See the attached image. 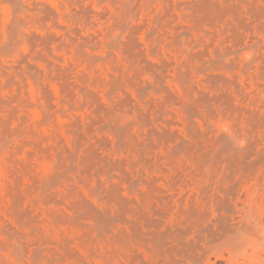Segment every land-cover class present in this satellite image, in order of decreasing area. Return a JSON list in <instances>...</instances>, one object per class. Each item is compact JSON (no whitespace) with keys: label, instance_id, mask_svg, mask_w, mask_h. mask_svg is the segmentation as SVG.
<instances>
[{"label":"rangeland","instance_id":"374dc122","mask_svg":"<svg viewBox=\"0 0 264 264\" xmlns=\"http://www.w3.org/2000/svg\"><path fill=\"white\" fill-rule=\"evenodd\" d=\"M33 1H35V3L45 4V6L50 8L55 13L56 18L60 14V12L58 13L57 10L55 9L54 4L50 2L49 0H33ZM142 1L148 2V0H139V2H142ZM176 1L178 3H186V2L190 3L191 2L192 4L196 0H194V2L193 0H176ZM82 3H83L82 4L83 6H89L90 7L89 9L91 10V12L93 13L94 11L95 14H98V13L104 14L106 11V13L109 15L111 11V8L106 3V1L105 3L108 5V9L106 7L107 5H105L104 2L99 7H97L94 4V1L92 2V0H83ZM149 3H150L148 4L149 11L153 9L152 12L150 14L146 12V15L148 16L144 17L145 16L144 15L142 16L143 18L139 15L140 17L139 16L137 17L138 20L135 22V24H139V22H141V19H143L141 23H143L144 21V25L145 27H147V24L148 26L150 24L149 21L151 22L150 17L152 16V14L153 13L159 14V12L157 13V10H159L158 9L159 7H157L158 6L157 1L153 0V1H150ZM93 4L95 6H93ZM4 6H5L4 4L0 3V46L5 45V42H7L6 40L7 37L5 35V29H6L5 25L6 24L9 25V23L11 22L10 21L11 15L9 16L7 7L5 10ZM179 12L180 11H178L177 14ZM106 13H105V17H108ZM175 13L176 12L172 11V15H173L172 19L175 24L179 25V29L174 31L169 26L162 25L161 27L163 29L168 28V30L166 29L164 31L169 32L170 35L171 33L178 34L181 32V30L185 29L188 31V34L190 35L188 36L187 42L194 43L196 40V39L194 40V38L195 36L198 37V35H195L197 33H193L195 32V30L191 29L193 28V26L190 25L192 23L190 24L188 23L190 21V20L189 21L187 20L189 17L186 16L188 18L185 17V20H184L183 17L179 18V15L177 16V14ZM116 15L117 14H115V17L117 18ZM59 18H60V15L57 19H55V21H56V25L57 26L59 25L58 27H61L62 31L64 30L67 31L71 29L72 27L76 28L77 26L80 25V24L77 25L79 23V21H77L78 23L75 22L73 26L68 23L71 27L70 26L67 27V23L61 22V19L59 21ZM89 19H91L89 21H92L93 24L95 23L94 28L92 29V32H90L91 31L90 29L86 31V29L83 26H80L79 28L77 27L79 32L81 30L80 32L81 37H86L90 34L93 36L94 32H96L97 34H101L99 32L100 30L101 32H103L106 29V25L108 24L113 25L112 21L114 22V18H112V21L109 19L110 23L107 22L105 18L103 19V21L105 20L106 23L104 24L102 22V24L104 25L103 27L101 26L102 24L100 25L101 22L99 21L97 22L95 21V19L92 20L91 17ZM263 20L264 18H261L259 22V19H257L256 22L263 23L262 22ZM145 21L146 22L148 21V23L145 24ZM110 25H108V27H110ZM48 27L49 26L47 24L44 25V29H47V33L53 34V36L57 37L56 38L57 42L61 41L62 33L59 31L61 33L60 34L59 32H57L58 30L56 29L52 30L51 28L49 29ZM28 31L34 33L35 35L39 37H41L42 35H43L42 37H44L45 35L43 34L44 31L36 30L35 28L28 29L27 27H25L22 29L21 32L27 33ZM164 31H161V33H163ZM88 32L90 34H88ZM226 32L227 33H225V35L229 36L230 32L229 31H226ZM254 32H255L254 29L251 32H249L250 37L249 35L248 37L250 39H248L246 34L243 35L244 39H242L243 40L241 43L242 47L250 43L252 40L251 38L259 40L262 37V39H260L259 41L261 43L262 41H264L263 39L264 36H261L263 33L261 34L260 32L257 31V33H259L258 35L261 36V37H258L257 33L255 35ZM159 33L157 35V32H156V35L159 36ZM97 34L95 37V42L97 44L98 43L101 44L100 39L102 38V34L101 35H97ZM164 35L165 33L162 36H160L159 41L155 43L156 49L154 50L153 55H156L158 59L160 55L161 62L166 61V63H168V61L171 60L170 63H172V66L171 65L169 66L173 67L176 70V64H178L179 66L181 64V61L186 55L185 54L183 56V52L185 50L184 48H182L181 50H184L182 51V53L179 52L181 51L180 49L178 51L174 50L176 49V47L170 44L169 39L168 40L166 39V36H168L169 34L165 36ZM154 36H152V38L149 40L151 41V44L153 43L152 40L155 39ZM215 36L216 35H214V37ZM253 36L254 37L256 36V38H254ZM135 38L140 43V49L142 50V52L144 51L146 52V54H148L146 51L148 43L146 45V42L142 41L143 38H142L141 33L136 34ZM214 39L216 42H211L213 43L212 46L214 45V43L215 45L219 44L218 38H214ZM166 42L170 44V47L173 46L174 49L173 48H172L173 50L171 49L173 52L171 50H168L167 47L169 45L167 46ZM143 44L146 45V48ZM49 45H50L49 47L51 48L49 50L50 52L51 50H53L51 47L53 44L49 43ZM165 45L167 47H165ZM226 45H227V41H226ZM229 45H232V43L229 42L227 46ZM39 47L38 45H35L33 49L32 48L30 49V52L33 51V53H37L36 51H39V54H40V51L42 52V49H39ZM261 47L263 49L261 48L259 50L260 53L258 51V53H256L255 55H252V57L249 56L248 58V54L241 52L242 54H244V56H242V54L240 53L241 56L240 55L239 56L241 57V59H239L240 58L239 56H238V59L236 58L237 62L235 63V66L236 65L246 66L247 69L249 68L246 72L249 74L246 73L248 75V77H246L247 75H245V72H244V73H241L242 75L241 76L240 72H238L239 66L235 67L237 69L235 70L234 68L232 70L233 72L231 71L228 74V77H231L232 75H234L232 76L233 79L235 78L238 88H241L239 92L240 95L237 94L238 97L239 96L241 97L240 99L241 101L235 100L237 99L235 98V95L233 96L231 91L228 92L227 90L226 94H230L228 96L231 97L232 101L230 105L221 106L222 108H224L223 109L224 112L222 111V108L220 107L221 112H223L222 114L224 116L221 115V113L219 114L220 108L217 107L218 103H213V102L209 103L208 105L209 106L212 105V106L211 107L208 106V109L207 108L205 109L206 113L202 112L203 110L200 111V109H203L200 103H198L197 105L195 103H194L195 105L191 104L192 103L191 101H194L197 97H199L197 95H200V93H203L205 95L207 93L206 96L208 97L213 96V95H209V94H213L212 93L213 91L209 93V90L207 92H206V89L203 90L205 87L202 88V86H205L202 84L203 81L201 82V80H204L203 75L198 74V76H196V74L192 73L191 71V73L188 76V73L190 72L189 70H191V68L189 69L188 66L186 67L189 69V70L187 69V75H186L189 78L186 79V76H185L184 79L188 80L187 81L188 84L184 80L182 86L185 87V90H186V88L190 84L194 85L196 82L194 86L196 88H200L201 90V92L199 90L196 91V92H199L197 94V93H194L195 90L188 91L187 89V91H184L183 89V91H177L176 87L178 90H181V86L177 84L178 82H175L172 79L173 76H174V80L176 78L175 71H173L174 69L170 68V71L168 72H164L166 70L163 71L164 72L163 77H165L166 79L163 78L164 80L162 84L163 86L167 87L169 91L172 89L175 92V94L178 95V99H177V95H175L171 90L173 95L176 97V100H178L176 101V103H179V107L183 109V107L181 106V104L183 105V101H182L183 99V100H187L185 104L191 105L192 111L194 110L193 113L195 112L194 113L195 116L191 115L193 117L190 119L194 127L193 126L187 127L186 121L182 120L184 116L182 117L183 113L181 112L183 111L178 109V106L175 107L176 103H175V106L174 104L173 105L169 104L168 106L163 105L164 107L163 109L167 110L166 111L167 114H165L164 116L165 112L163 113L162 120H161V124H162L161 130L167 131L168 133H171V132H173L174 134L176 133L175 135L171 133L173 137L176 136L175 137L176 139L175 140L170 139L169 142L167 140L166 143L165 141H157L158 143L157 142L156 143L158 144V146L157 145L156 146L158 149L155 151V154L153 152L152 156L150 155L152 158L148 156L149 160L146 161L145 163V167L147 169L143 168V170L142 169L135 170V171L133 170L131 172L132 174L130 173L131 176L128 177L129 180H128V185L126 186V189H124L123 186H120L119 188L120 194L117 195V198L119 197L122 200V202L124 201L123 204L119 202L120 201L119 199L116 201V198H115L114 200L117 203L114 200H112L110 203L111 205H108L111 209V212L113 211L111 214L115 215V217L118 218V219L114 218L116 220L112 224L113 231H112L111 236L113 237L109 238L111 241L109 239H108L109 241H107L106 239L107 237L106 238L103 237L101 241H100L101 238L100 239L98 238L99 240L96 239L98 242L94 238L92 239L91 235L90 236L88 235L89 236L88 239L90 238L91 241H87L88 239H85L86 238L85 233H83L85 236V238H83L82 237L83 234L80 231V229L78 230V228L74 227L75 225L71 224V222L68 220V217H70L71 215V211L67 209V204H69L70 202H73L74 198L76 200L75 195L68 196L67 197L68 199L65 197H62V192L65 190L67 186L70 185L74 188L75 192L79 196L87 199L95 208L101 209L105 207L103 202L101 201L96 202L92 199V197L87 196L85 189H84L85 187H84L83 182L76 183L74 181V177H76L78 173L80 172L83 173L81 171L83 168V164L80 163V160L83 156L82 151L86 147V144L81 143L83 142V140H79L80 142H77L78 145L79 144L80 145L77 150L76 149L74 150L75 155H76V158L74 161L76 172L74 173V175L69 176L68 180L65 183L59 184L57 186L51 187L46 190H42L41 188V185L44 182V179L46 178V176L52 173L51 165L56 161L52 154H54L56 150L59 149V147L63 145H64L63 147L67 150L71 148L70 147L71 143L69 142L70 139L68 140L67 134H65L63 131L64 130L63 128H65L64 126L69 125V122H70L69 120H71L70 116H73L75 118L77 117V119L81 121V123L79 124L81 125L84 123L82 122L84 120L83 118H85V116L87 117V115H90L89 111L85 108H82L80 110H77V109L74 110L75 108H73L66 112L65 117L58 118V116H56L57 109L59 108L65 109L63 105L61 106L58 104L59 103L58 99L61 100L60 98H62L66 101H69L68 95L70 96L73 95L72 97L73 99L71 100V97H70V101H69L71 104H73L72 106H75L74 104L77 105L80 103L85 104L88 99L86 98L87 99L86 100L84 99V97L79 98L81 96L79 94H76L75 92L76 90L75 88L73 89V87L77 85V82L73 74H70L68 76L69 78L67 77L65 79L67 81L64 80V82H66L65 84L68 86L67 90H69L70 93L72 92L71 93L72 95L68 93L67 91L64 92L63 88H62L63 91L61 88L58 89V85L55 84L56 82L54 83L51 80L52 78L51 79L47 78L51 81L45 79L46 77H44L45 74H44L43 66L38 61L29 62V60L34 61L33 59L27 60L31 56V54L28 55L29 50L25 47L23 48V45L16 46L15 50L20 52L22 55L29 56L26 58V62L30 64L32 63L34 67L41 72V76L38 81L44 88H36L32 84V82L27 79V77L20 74V72L23 73L22 68L21 66H19L20 68H17L18 64H15V59L12 56L6 57V58L0 56V70L2 67H4V69L6 70L10 68H16V71L20 70L17 72L20 74V80H22V82L18 81V78L12 75V80L15 83H17V81L19 83H17V85L15 84V86H17L16 88H14L15 86L13 82H12L13 87L10 85L11 87L8 86V88H0V101L10 102L8 106H10L11 108H14V111H15L14 119H21L23 117L24 119L22 118L21 120H23V122L25 121L24 124L18 126L19 124L17 123L16 120L15 121L18 125L14 123L15 121L12 118L13 114L10 115L11 119L6 118L7 117L6 115L9 114V112L7 111L8 106L0 104V120L9 119L7 120L6 123L5 121H2L4 122V125L0 121V124H2V126L0 125V264H77L78 258L80 259V261L82 262L84 261V264H264V149H263L264 148V138H262V136L264 135L263 134L264 131L262 130L264 128L263 126H261L262 128L257 126L258 128H260V130L257 129V127L256 128L254 127L252 129L251 124L250 123L245 124V122L243 123V127H242V124L240 123L241 121H243V118L245 120V117L247 116L245 114L248 112L247 111L246 113H244L243 111L251 110L252 112V110H254V112L256 111L258 112L257 114L259 115V117L261 114L264 115L263 114L264 113V99L262 98L264 96L263 94L264 91H262V88H264V80L262 82L259 81L260 78H258L257 80V77L259 75L258 71L264 72L263 71L264 62L260 64V62L258 61V58L260 57V55L258 56V54H262L264 56V42L261 44ZM67 48L68 49H66V51H62L63 49L62 50L60 49V51H55V53H53L52 51L50 52V55L52 54L51 56L54 55L59 59V61L55 63V64L59 63L57 67L60 69H63L65 67H69V68L71 67L70 69H72V73H76V75L84 73L82 71L84 68V64L80 63L79 59L75 61L76 58L72 56L73 50H70L72 48H70L69 46H67ZM198 49L199 47L196 46L192 49V51H196ZM156 52L158 55L156 54ZM92 53L95 55L101 56V57L104 55L103 52H101L98 48L93 49ZM114 53L116 54V52ZM114 53H113V56H114ZM70 55H71V58H70ZM150 56L149 57L145 56L146 60H148L149 63H151L152 65L153 63H156V65H158L157 62L159 60H155L157 59L155 56H152L155 59ZM246 57L248 58V60ZM256 57L258 58L256 59ZM115 58H117L116 55H115ZM242 58H246L244 59L246 60L245 61L246 63H243L244 61H242ZM250 58H252L251 59L252 64H250ZM71 59H74V60H71ZM118 59L121 60L120 58ZM184 59H186V57ZM239 60L242 61V64L240 62L238 63ZM117 61L118 60L116 59L115 63L114 62H111V63L113 65L114 64L119 65V63L118 64L116 63ZM255 62H257V64ZM104 63L102 64L104 66H100V64H98L99 66L98 65L93 66L95 70L92 68L91 70H93L94 74H95V71L98 72V75L96 73L97 75L96 77L93 76L94 79L98 77V80L106 83L108 79H107L106 74H103L104 73L103 71H105V73L107 71L108 75L114 74L116 76V73L114 71H110L111 67L109 68V66H112L111 63H110L111 65L107 64L108 66L106 65V67ZM247 63L249 65H245ZM120 67H122V65H120ZM85 68L87 69V67ZM125 68H126V65H125ZM255 68L257 69V71L254 72ZM124 69L123 67L121 68V70H124ZM192 70H193V67H192ZM84 71H86V73L88 74L87 75L86 73H84L86 74V79L90 77L89 78L90 80L88 79H87L88 81L86 80L87 82H86L85 87L88 88L89 91L91 90L93 93L97 95V97L99 98L98 99L99 103L101 105H103L106 108H109L110 103L107 102L108 100L105 99L106 100L105 101L104 100L105 97L102 98L103 96L102 93H105L107 90L106 88H104L105 84L101 83V85H103L102 87H99L100 85H98L97 87L95 85L90 86L89 84L91 82V79L94 80L93 78H91L92 75L89 76L91 71H89L90 73H88L87 70H84ZM235 71L238 73H236ZM100 72H103V73H100ZM127 72L128 71H126L125 73V78H128V77L131 78L130 75L132 76L134 74V72L129 71L128 72L129 76L127 77L126 76ZM209 72L227 77V73H224L223 71L221 72L218 69H213V70H210ZM137 73L138 72L136 71L135 75L140 79V81H144L148 84L152 82L151 79L149 80L148 77L146 78L147 76L146 73H145L146 76L142 74L144 73L143 71L141 73V76L137 75ZM49 75H52L51 72H49ZM263 76H264V73H263ZM251 78H253L254 81L251 80ZM5 80L6 79L0 75V87L5 83ZM59 80L60 79H55L54 81H59ZM88 82L89 84L87 86ZM57 83L61 84V80ZM173 83H175V85ZM18 84L20 86L23 85V88L19 87ZM199 84H200V87L198 86ZM253 84L255 85L253 86ZM258 84L259 86H257ZM258 88L261 90H257ZM38 89L39 90L46 89L44 91H47V93L49 92L48 94L50 95V100L48 101V106H45L47 105L45 104L46 102L42 101V99L44 100L43 93L41 94L40 93L41 90L39 91ZM114 89L112 93H114ZM43 90L41 92H43ZM119 90L121 93L123 90V92L125 94L127 93L131 99L134 98L133 88L132 89L127 88V87L125 88L123 85V88L118 89L117 92ZM257 91H262L263 93L262 92L260 93L263 94V96L260 95V93ZM66 92L68 93V95L66 94V96L64 97L65 95L64 93ZM181 92H184V93H181ZM186 92L189 95L188 94L185 95ZM189 92H191V94ZM121 93L118 92V95L117 93L114 95L112 94L113 95L112 97L115 96L116 98L114 99H117L118 97H120L119 95ZM214 93H215L214 95L216 96L219 93V91L217 90ZM77 95H79V97ZM160 95H162V93L161 94L159 93V95L154 96V97L152 95V97L157 100L156 102H159L160 100L161 101L163 100ZM12 96H17V98H20V99L22 98V96H24L25 98H23V100L24 99L28 100L31 103L32 107L29 106L30 108L26 107L24 108L25 110L24 109L20 110L21 108H19L20 106L18 103H22L21 100L17 99L15 101L14 99V101L13 100L10 101L9 98H12ZM186 96H187V99H186ZM150 97L151 96L149 94L148 98ZM259 97L261 99H257ZM153 98L152 100L155 101V99ZM188 98L189 100L190 99L191 100L189 101ZM250 98L251 100L252 98L253 100L256 98L255 101L252 100L251 103L253 102L257 103V105H254V103L252 104V106L248 105V103H250ZM35 103H37L38 105L42 103V105H44L45 108L50 107L49 108L50 110L47 109L48 110L47 114L51 116V120L49 121H51L52 125H54V127H52L53 130H51L50 128L51 124L49 121H47L48 123L44 122V124H42L39 121L41 118H40V115L38 114L39 109L36 108ZM238 106L240 107L236 109ZM241 108H243L242 111H241ZM207 110L208 111L212 110L211 112L210 111L209 112L211 114L214 112L215 117L213 118V115H208ZM236 110H239L240 113ZM235 111L238 113V115L239 114L240 115L238 116ZM45 112H46V109H45ZM251 112L249 114L254 113V112L252 113ZM204 113L206 117L202 116V114L204 115ZM242 113H244L243 118L241 117ZM218 114L220 116L225 117L226 119L224 118H223L224 120L219 119L221 117L218 116ZM254 114L256 115V113ZM234 115H235V119L238 117L236 120L233 117ZM10 116L8 115V117ZM207 116L209 117V119H207L208 118ZM228 119H229V122H227ZM230 119H234V122L236 121L237 122L234 123ZM202 120L203 122L200 123V121ZM36 122H37L38 127H34L35 125H33V124H36ZM40 123H41V126H40ZM224 123L225 124L228 123V126H229L228 128H231L232 130H238V128L241 126L239 130L237 131V135L238 133L240 135L244 133L239 138L240 141L235 142V140L234 141L231 140L233 142H231L232 144L229 146L228 150L225 151V153L221 154L220 156L218 155L215 158L213 154V151H214L213 146L209 144V142L204 141L203 140L204 138L200 139L202 137L199 138L198 136L196 138H198L199 140L195 138V140H198V141H195V140H193L194 142L191 141L192 142V145H191L190 138L188 137V133H187L188 131L194 128L195 132L197 131L199 134L200 133L202 134L205 128L207 132H204V135L205 133H207L206 136L209 137L210 135V137L216 138V136L225 135L224 132L227 128L224 129V125H225ZM183 124L186 125V128H185V125ZM206 124L208 125V127ZM235 124H237L238 126ZM233 125L236 126V129H235V126ZM244 126L246 127L247 130H249L250 128L254 130V131H250V133L251 132L253 133L252 134H249V132H247L248 134L245 133L244 131H247V130L245 129ZM18 127H20L19 130L21 131L22 130L28 131V129L34 131L32 133L28 131L31 133V135L30 133L28 134V132L26 133L30 136L36 133L34 137L36 135L39 136V137L36 136V138H38L37 143L35 144L34 141L36 140H33L34 137L30 138L27 135L22 134L23 131L19 132L21 134L17 133L21 136L17 134H15L14 136H11L10 134L8 136V133L6 134L5 132V131H8L9 133H11L10 131L12 130L13 132L15 130L17 131ZM2 129H4V131H2ZM93 129H95L94 126L92 127V130H91V134H93L94 138H98L102 136V138H105L109 142L112 141L108 133L106 132L95 133ZM212 129H214L215 131L212 132ZM243 129L244 131H242ZM51 131L53 132V135L57 137L58 141H61L60 146H59L60 143L56 144V142L49 141L48 134ZM81 131L82 129H80V133H82ZM219 131H221V133ZM3 132L6 134V136L5 134H3ZM222 132L224 134H222ZM228 133H230L231 135V132H228V131L226 132V135ZM81 135L82 137H84L83 133ZM245 135L248 136L249 138L247 142L255 141L256 143L255 144H253L254 142L251 143L252 144L251 146L249 142L247 143L246 141H241L242 137ZM17 136L19 137L17 138ZM210 137H209V140H210ZM232 137L234 138V136ZM228 138L232 139L231 136H229V134H228ZM178 139L182 141L180 142L178 141ZM201 140H203V142ZM21 141H22V144H21ZM29 142L31 144L30 145L31 147H29V144L28 146H25ZM162 142L165 143L163 144V146H161ZM176 142L177 144L178 142L179 144L182 143L181 144L182 147L180 148L181 150L179 149L180 151L178 150L175 153V148L173 146L175 145L176 147L177 145ZM17 143H19L21 148L20 147L18 148V146L16 147ZM205 143H208V144H205ZM184 144H186V146L187 144H190V146L186 147L184 146ZM34 145L36 146V150L35 148H33ZM159 145L161 147H159ZM54 147L56 148L53 149ZM92 147L96 149L100 155H103L106 153L99 148L97 149V147L95 146H92ZM170 148H171V154H169ZM210 148L213 151L210 150L208 152ZM239 149H241L242 152L251 151V153L247 152L246 155L248 157L243 156L245 157L244 158L245 160H243L241 159L243 158L242 155L238 154L240 152ZM167 151H168V154H167ZM206 151L210 155H208L207 153H206L207 155H205L204 153ZM9 154L11 155L10 157H9ZM28 154L30 155L29 157L27 156ZM112 157L120 158V154H117ZM131 159L133 158L131 157ZM242 160L245 162L244 164L240 163ZM13 162H16V163L18 162V164L22 167L23 171L22 169H18V164L13 163ZM13 165L14 167H12ZM14 168L16 170L15 171L16 173L14 172L15 176L18 178L17 189H18V192L22 196L21 202L17 205V208L9 207L11 205L13 206L14 204L12 197L10 196V193H8L10 192V189L8 187L10 186L11 188V186L13 185L12 179L10 178L11 171L9 170L11 169L14 170ZM18 170H20V172ZM97 179L102 184V187L99 192L103 196L104 190L107 188V185L109 183H112L113 181L110 180L109 182H105L101 176H98ZM33 181L35 182L33 183ZM85 184H86V187H91L93 186L94 183H93V180L89 177V179L86 180ZM32 186L34 187L32 188ZM27 188L30 190L29 194L25 193V189ZM53 198H55V200H58L60 204H57V205L54 204L52 202ZM45 201H46V204L43 203ZM223 205L226 207H224ZM12 209L13 211L14 210L16 211L17 210L18 211L28 210L27 212L29 213L30 216L34 218L35 221L32 222L31 224H24L25 225L24 226L18 221V219H15L16 217L14 218L12 216L11 214ZM57 214L63 215V216L65 215L66 221L61 220L60 218H59L60 221H57V220L53 221V217L55 215L57 216ZM117 214L120 215V217L117 216ZM82 222L86 224V225L84 224L86 227L90 226L89 220L84 219L82 220ZM16 223L18 225H16ZM2 229L4 230V232L3 231L1 232ZM204 229L206 231H202ZM184 244H190L189 248L190 247L192 248H190L189 251H186V250L182 251L181 248L184 246ZM183 248L186 249L187 247L184 246Z\"/></svg>","mask_w":264,"mask_h":264},{"label":"bare ground","instance_id":"6f19581e","mask_svg":"<svg viewBox=\"0 0 264 264\" xmlns=\"http://www.w3.org/2000/svg\"><path fill=\"white\" fill-rule=\"evenodd\" d=\"M49 1L54 4L57 12L58 13L60 12L59 21L61 19V22L67 23V27L70 26L69 24H71L73 26V24L75 22L79 21V23L77 22L78 23L77 25L80 24L79 26H77L78 28L80 26H83L86 29V31L88 29H90L91 30L90 32H92V29L94 28L95 23L93 24L92 21H89V20H91V19H89L90 17L92 18V20L95 19V21L101 22L100 25L102 24V22L105 24L106 23L105 20L110 23V20L112 21V18H114V22L112 21L113 25L108 24V25H110V27H108V25H106V29L103 32H101V30L99 31L102 34V38L100 39L101 44H99V43L97 44L95 42V37L97 34L96 32H94V34L96 33L95 36H94V34L92 36L88 32V34H90V35H88L86 37H81L80 36L81 30L79 32L77 27L76 28L72 27L69 30L66 29L67 31H65V30L62 31L61 27H58L59 25L57 26L56 21H55V19H57L59 17V15L56 18L55 13L50 8L45 6V4L35 3V1H33V0H0V3L4 4L7 7L9 16L11 15V19H10L11 22L9 23V25H7V24L5 25L6 29L4 28L5 29V35L7 37V39H6L7 42H5V45L0 46V56L4 57V58L12 56L15 59V64H18V67L17 66H15V67L20 68L19 66H21V68H22V71L24 74L22 72H20V74L27 77V79L30 80L36 88H44V87L38 81L40 79L41 72L38 69H36L32 63L30 64V63L26 62V58L29 57L28 55H30V54H31V56L27 60L33 59L34 61L29 60V62H35V61L40 62L44 68V74H45L44 77H46L45 79H47V78L51 79L52 78L51 80L54 83L56 82L55 84L58 85V89L63 88L64 92L67 91L68 93H70V91L67 90L68 86L65 84L66 82H64V80L70 74L74 75V78L77 82V85L74 86L73 89L75 88L76 94H79L81 96V97H79V95H77L79 98L84 97V99L87 98L88 100L86 99L87 102L85 104L80 103L77 105L74 104L75 106H72L73 104H71L69 102L70 97H71V100L73 99L72 98L73 95L71 94L72 92L70 93L72 96L68 95V93L66 92V93H64L65 94L64 97L67 94L69 101H66L62 98H60L61 100H59L57 98L59 101V103L58 102L57 103L61 106L63 105V107H65V109H61V108L57 109L56 116H58V118L59 117L63 118L66 116V112L73 109V108H75L74 110H76V109L80 110L82 108H85L89 111L90 115H87V117L85 116V118H83L84 120L82 122H84V123L81 125H79L81 123V121H79L77 119V117L75 118L73 116H70L71 120H69L70 121L69 125L68 126L66 125L67 127L64 126L65 128H63L64 129L63 131L65 134H67L68 140L70 139L69 142L71 143L70 144L71 148H69V150H67L63 147L64 146L63 145V146L59 147V149H57L54 154H52L56 161L51 165L52 173L49 174L48 176H46V178L44 179V182L41 185V188H42V190H46V189H49L51 187L57 186L59 184L65 183L68 180L69 176L74 175V173L76 172L75 171V165H74L76 155H75L74 150L75 149L77 150L79 145H80V144L78 145L77 142H80L79 140H83V142H81V143L86 144V147L82 151L83 156L80 160V163L83 164V168L81 170L83 173H81V172L78 173L77 176L74 177V181L76 183L83 182L84 187H85L84 189H85L87 196L92 197V199L96 202H99V201L103 202L105 207L101 208V209L95 208L87 199L79 196L75 192L74 188L70 185L67 186L65 188V190L62 192V197L67 198L70 195L71 196L75 195L76 200L74 198L73 202H70L69 204H67V209L71 211V215H70V217H68V220L71 222V224L75 225V226L73 225L74 227H77L78 230L80 229L82 234L85 233L86 238H85L84 234L82 236L83 238L88 239V237L91 235L92 239L94 238L96 240L98 238L99 239L101 238L100 239V241H101L103 239V237H105V238L107 237L106 239H107V241H109L110 240L109 238L113 237V236H111L112 231H113L112 230V228H113L112 224L118 218L115 217V215L111 214L113 211L111 212V209L108 205H111L110 204L111 201L114 200L115 198H116V201L119 199L120 200L119 202H121L123 204L124 201L122 202V200L119 197L117 198V195L120 194L119 193L120 186H123V188L126 189V186L128 185V180H129L128 177L131 176V174H132L131 172L133 170L134 171L140 170V169L143 170V168L144 169L146 168L145 163H146V161L149 160L148 156H150V155L152 156L153 152L155 154V151L158 149L157 148V146H158L157 141H165V143H166L167 140L169 142L170 139H173V140L176 139L175 138L176 136L173 137V135H172V134H174L173 132H171L172 133L171 134V133H168L167 131L161 130V125H162L161 120H162L163 113L165 112L164 116H165V114H167L166 113L167 110L163 109L164 108L163 105L168 106L169 104H171V105L174 104V106H175V103L178 100H176V97L173 95V93L175 94V92L170 88L173 92L172 93L171 90L169 91L168 88L163 86V84H162L163 80L166 79L165 77H163V75H164L163 73L170 71V68L172 69L173 67H171L172 66V63H170L171 60L168 59L169 60L168 63H166V61L161 62L160 61V55H159V59L156 57V55H153L154 50L156 49L155 43H157V41H159L160 36H162L165 33V35L169 34L168 36H166V39L167 40L169 39L170 44L173 45L174 47H176V49H174L173 46L170 47V44L166 42L167 43L166 45L167 46L169 45L168 47L165 45V47H167L168 50H171L172 48L176 51H178L179 49L181 50L182 48H184V50H185V51L181 50L179 52L182 53V51H184L185 53L183 52V56L186 54L185 55L186 59H184L185 58L184 57L183 58L184 61L182 60L183 63L181 61V64L179 63L180 64L179 66H178V64H176V70L173 68L174 69L173 71H175L176 78L174 80V76L172 75L173 76L172 79H173V81L178 82L177 84L181 86V90H178L176 87L177 91H183V89H184V91H187V89H188V91L195 90L194 93H197V94L199 92H196V91L199 90L201 92L200 88H196L194 86L196 84V82L194 85L190 84L186 88V90H185V87L182 86L183 81L185 80L184 78L187 75V69H188V68H186L187 66L189 67V69L191 68V70L188 69L190 71L188 73V76L191 73V71H192V73L196 74V76H198V74L203 75L204 80H201V82L203 81L202 84L205 85V86H202V88L205 87L203 90L206 89V92L209 90V93L213 91L212 92L213 94H209V95H213L214 97L213 96H210V97L206 96L207 93H206V95L203 93H200V95L196 94L197 96H199V97H197L199 100L195 97L196 99L194 101H191L192 105L194 103L196 105L198 103H200L201 107L203 108V109H200V111L203 110L202 112H205V113H206L205 109L206 108L208 109V106H209L208 104L212 103V102L218 103V105H217L218 108H220L222 105H230L232 100H231V97L228 96L230 94H226L227 90H228V92L231 91L233 96L235 95V98H237L235 100L239 101L241 99L240 96L239 97L237 96V94L240 95L239 92H240L241 88H238V85L235 81V78L233 79L232 76H234V75H232L231 77H228V74L235 67L239 66V65L235 66V63L237 62L236 58L238 59V56L240 55L241 52L248 54V58H249V56L252 57V55H255L256 53H258V51L262 48L261 44L264 42V41H262V43H261L259 41L260 39H262L261 36H264V25H263L264 20L262 21L263 23H257L256 22L257 19H259V22H260V19L264 18V2H263V0H196L194 2V0H193L194 3L191 4V2L190 3H187V2L186 3H178L176 0H156L158 3L157 7H159L158 8L159 10H157V13L159 12V14L153 13L152 16L150 17L151 22L149 21V23H150L149 26L147 24V27H145L144 21H143V23H141L143 19H141V22H139V24H135V22L138 20L137 17L139 15L141 17L145 15L144 17H146V16H148V15H146V12H148L149 14L152 12L153 9L151 8L152 10L149 11L148 4H150L149 2L153 1V0H148V2H145V1L139 2V0H92V2L94 1V4L97 7H99L100 5H102L103 2L105 3V1H106V3L111 8V11H110L109 15L106 13V11H105V13L108 15V17L111 16L110 18L105 17V13L104 14H102V13L101 14H99V13L95 14L94 11L92 13L91 10L89 9L90 8L89 6H83L82 5L83 0H49ZM106 3H105V5H107ZM94 4H93V6H95ZM138 4H139V6H138ZM108 5L106 6L107 9H108ZM172 11L176 12L175 14H177V12L180 11L177 14V16L179 15V18L183 17L184 20H185L186 16L189 17V18L186 17V18H188L187 19L188 21L189 20L191 21V22L189 21L188 23L189 24L192 23L190 25L193 26V28H191V27L190 28L192 30L193 29L195 30V32H193V33H197L195 35H198V37L195 36L194 40L195 39L196 40L194 43L187 42L188 36H190V35L188 34V31L185 30L184 28H183L184 30H181L180 33H178V34L171 33V35H170L169 32L166 31L167 32V34H166V32L164 31L166 29L168 30V28L163 29L161 27L162 25L163 26H169L174 31L179 29V25L175 24L173 19H172L173 18ZM115 14H117L116 15L117 18L115 17ZM103 19H105V20L103 21ZM146 23H148V21L147 22L145 21V24ZM45 24H47L49 26L48 27L49 29L50 28L52 30L56 29V30H58L57 32L60 31L62 33L61 41L58 40L59 42H57V39H56L57 37L53 36V34L47 33V29H44ZM101 26L104 27L103 24ZM25 27H27L28 29L35 28L36 30L44 31L43 34H45V35H44V37H42L43 35L41 37H39L30 31H28L27 33H22L21 31ZM200 27H201V29H200ZM253 29L255 31L254 32L255 35H256L257 31L260 32L261 34L263 33L261 36H259L258 35L259 33H257V36L261 37V38L259 39L257 37L259 40L251 38L252 39L251 42L246 44L244 47H242L241 43L243 41L242 39H244L243 35L246 34L248 37L249 32H251ZM157 30L160 33H161V31H164V32L160 34ZM3 31H1V32H3ZM226 31L230 32L229 36L225 35V33H227ZM156 32H157V35L159 33V36L156 35ZM139 33H141V35H142V38H143L142 41L146 42V45L148 43L147 48H146V45L143 44L145 46V48L147 49V50L146 49L145 50L147 51L148 54H146V52H144V51H143L144 53L142 52V50L140 49V43L135 38V35L139 34ZM101 34H97V35H101ZM154 35H156V36H154ZM214 35H216L217 37L216 36L214 37ZM152 36H154V38H155L152 40L154 44L153 43L151 44V41H149L152 38ZM167 37H169V38H167ZM249 37H250V35H249ZM249 37H248V39H250ZM214 38H218L219 44L215 45V43H214V45H213L214 47H213L212 46L213 43H211V42H216ZM254 38H256V36ZM164 39H165V37H164ZM213 39H214V41H213ZM263 39H264V37H263ZM226 41H227V45L229 42H231L232 45L227 46ZM49 43L53 44L51 46L53 49L51 51L53 53H55V51H60V49L61 50L63 49L62 51H66V49H68L67 46L72 48L70 50H73L72 56L74 58H76L75 61H77V59H79L80 63L84 64V68L87 67V69L83 68L82 71L84 73H86V71H84V70H87L88 73H90L89 71H91L89 76L92 75L91 78H93V79H94L93 76L96 77L98 75V72L95 71V74H94L93 70H91V68L94 69L93 66L98 65V64H100V66H104L102 64L105 62L104 64L106 67L107 64L111 65L112 64L111 62L115 63L116 59L118 61H120V62H118V61L116 62L117 64L119 63V65H115V64L113 65L112 64V66H109V68L111 67L110 71H114L116 73V76L114 74L108 75L107 71H106V73H105V71H103L104 73L100 72V73L106 74L107 79H108L106 81V83L98 80V77L95 78L94 80L91 79L90 84H89V82L87 83V86L89 84L90 86L95 85L96 87L98 85H100L99 87H102L103 85H101V83L105 84L104 88H106L107 90L105 93H102V95H103L102 98L105 97L104 100L105 99L108 100L107 102L110 103L109 108H106L103 105H101L99 103V100H98L99 98L97 97V95L95 93H93L91 90L89 91V89L85 87L86 82L88 80H90L89 79L90 77L87 78L88 80L86 79L87 73L84 74L81 72L82 74L76 75V73H72V69H70L71 67L70 68L65 67L63 69H60L57 67V65L59 63L58 64H55V63H57L59 61V59L54 55L51 56L52 54L50 55L51 51L49 52V50L51 48L49 47L50 46ZM18 45H23V48L25 47L29 50L27 56L22 55L20 52L15 50V47ZM35 45H38V47L39 46L41 47V48L39 47V49H42V52L40 51V54H39V51H36L37 53H33V51L30 52V49L31 48L33 49V47ZM196 46H198L199 49L196 51H192V49ZM169 47H170V49H169ZM211 47H213V48H211ZM64 48H65V50H64ZM96 48H98L101 52H103L104 55L102 57L92 53V50L96 49ZM176 51H174V52H176ZM114 52H116V54ZM157 52H156V54H157ZM113 53H114V56H113ZM259 53H260V51H259ZM115 55L117 58H115ZM150 55L155 56L157 59H155L154 57H152ZM259 55H260V57L259 58L256 57V59L258 58V61L260 62V64H262L264 62V56L262 54H258V56ZM145 56L146 57L150 56V57L154 58L155 60H159L160 62L158 61L159 62L158 63L156 61L158 65H156V63H153V65H152L151 63H149L148 60H146ZM242 56H244V54H242ZM70 58H71V55H70ZM118 58H120L121 60H119ZM246 58H242V61H244L243 63H246L245 62L246 60H244ZM248 58H247V60H248ZM239 59H241V57ZM251 59L252 58H250V64H252ZM71 60H74V59H71ZM161 60H163V59H161ZM242 61L239 60L238 63L240 62L242 64ZM106 62H108V63H106ZM248 63H249V61H248ZM248 63L245 65H249ZM255 63L257 64V62H255ZM123 64H124V66H123ZM120 65H122L123 69L125 68V65H126V68L124 70H121L122 67H120ZM169 65H171V66H169ZM189 65H191L193 67V70H192V67ZM263 66H264V63H263ZM213 69H218L221 72L223 71L224 73H227V77H224V76L218 75V74L210 73L209 71L213 70ZM236 69L237 68H235V70ZM248 69L246 68V66L241 65L238 67V70H239L238 72H240V75H241V73H244V72H245V75H247V74H249L246 72ZM259 69H261V68H259ZM164 70H166V71H164ZM17 71H20V70H17ZM17 71H16V68H10V69L6 70V69H4V67H2L0 70V75L3 78H5L6 80H5V83L0 88H8V86L11 87L13 83L15 86V84L17 85V83H19L18 81L22 82V80H20V74ZM126 71L134 72V74L132 75L133 77L130 75L131 78H129L128 77L129 75L127 72L126 76L129 79L125 78ZM136 71L138 73H140V74L137 73V75H140V76H141V73L143 71L144 73H142V74L144 76H146V74H147L146 78L148 77V79L149 80L151 79L152 82L150 84H148L144 81H140V79L135 75ZM255 71H257L256 68H255L254 72ZM49 72H51L52 75H49ZM238 72H236V73H238ZM96 73H97V75H96ZM258 73L261 76L258 75L257 80H258V78H260L262 80L259 79V81L262 82L264 80L263 79L264 78V76H263L264 72L258 71ZM130 74H131V72H130ZM12 75H14L16 78H18L17 83H15L12 80ZM188 76H186V79L189 78ZM53 77H54V79H53ZM136 77L138 78V80ZM246 77H248V75ZM49 79H47V80H49ZM55 79H60L61 84L57 83L60 80L54 81ZM121 79H122V81L124 79V81L122 82ZM244 79H245V77H244ZM51 80H49V81H51ZM96 80L98 81V83ZM251 80L254 81L253 78H251ZM65 81H67V80H65ZM185 81L187 82L188 80H185ZM21 82H20V84H21ZM192 83H194V82H192ZM173 84L175 85V83H173ZM187 84H188V82H187ZM187 84H186V86H187ZM59 85H60V87H59ZM123 85L125 88L126 87L131 88V89L133 88V92H134V96H133L134 98L133 99H131L127 93L125 94L123 92V90H122V93L120 92V90L118 91L121 94L119 95L120 97H118L117 99H114V98H116L115 96L112 97L116 93L118 95L117 90L123 88ZM254 85L255 84H253V86ZM18 86L23 88V85L20 86L18 84ZM198 86L200 87V84ZM257 86H259V84ZM16 87L17 86H15L14 88H16ZM114 88L115 89L117 88V89L115 90ZM260 88H261V86H260ZM63 89H62V91H63ZM86 89H88V90H86ZM113 89H114V93H112ZM40 90L42 91L43 89H40ZM44 90H46V89H44ZM44 90H43V92L40 91V93L41 94L43 93L44 100L42 99V101L46 102L45 104H47V105H45V106H48V101L50 100V95L48 94L49 92L47 93V91H44ZM217 90L219 91V93L215 96L214 92ZM257 90H261V89L258 88ZM262 91H264V88H262ZM262 91H257V92L260 93ZM159 93L160 94L162 93L163 97H162V95H160V96L163 100L161 101L160 99H158L160 101L156 102L157 100L153 97L159 95ZM181 93H184V92H181ZM189 93L191 94V92H189ZM194 93H192V94H194ZM149 94L151 97L153 95L152 98L155 99V101L152 100L151 97L148 98ZM187 94L188 93L186 92L185 95H187ZM263 94L260 93V95H262V96H263ZM175 95H177V94H175ZM23 98H25V97L22 96V98L20 99V98H17V96H12V98H9V100L10 101L11 100L14 101V99H15V101L17 99L21 100L22 103H18L20 106L19 108H21L20 110H22L26 107H29V106L32 107L31 103L26 99L23 100ZM262 98L264 99V96ZM177 99H178V95H177ZM186 99H187V96H186ZM255 99L253 100V98H252L253 101H255ZM257 99H261V98L259 97ZM25 100L28 102H26ZM188 100H189V98H188ZM252 100L250 98V103H248V105L252 106V104L254 103V102L251 103ZM182 101H183V105L181 104V106L183 107V109L179 107V103H176L175 107L178 106V109L183 111V112H181V113H183L182 117L184 116L183 117L184 119L182 118V120L186 121L187 127H191V126H193L192 121L190 120L193 117L191 115L195 116V114H194L195 112L193 113L194 110L192 111L191 105L185 104L187 102V100L182 99ZM9 103L10 102H5V101L1 102L0 101V104L7 105V106ZM239 105H241V104H239ZM254 105H257V103H254ZM35 106L37 109H39L38 114L40 115V118H41L39 121L42 124H44V122L51 120V116H49V114H47V111L50 110L49 109L50 107L45 108V106L42 105V103L40 105L35 103ZM211 106H209V107H211ZM213 106H215V105H213ZM239 107L240 106H238L236 109H238ZM218 108H216V109H218ZM221 108L219 109V111H220L219 114L221 113V115H223L222 113L224 112L223 111L224 108H222L223 112H221ZM243 108H241V111L243 110ZM45 109H46V112H45ZM209 109H211V108H209ZM239 110H236V111H238L240 113ZM7 111L9 112V114H8L9 116L13 114L12 115L13 120L14 121L16 120L19 125L16 123V121L14 123H16L18 126L24 124L25 121L23 122V120H21L23 117L21 119H14L15 118L14 108H11L10 106H8ZM209 111L211 112L212 110H209ZM209 111L207 110L208 115H213V118H214L215 117L214 112L211 114ZM243 112L244 113L247 112L248 114L247 113L245 114V115H247L245 117V120L243 118L244 113L241 114V117L243 118V121L240 120L242 127H243V123L245 122V124L250 123L252 129L254 127L256 128L257 126L258 127L263 126V128H264V115L261 114L259 117V115L257 114L258 112L257 111L254 112V110H252V112L256 113V115L254 113L249 114L251 112V110L250 111L246 110ZM205 113H204V115L202 114L203 117L205 116ZM219 114H218V116H220ZM236 114L238 115L237 112H236ZM8 115H6L7 116L6 118L11 119V116L8 117ZM223 116H220L221 118H219V119H223V118L226 119ZM233 117L235 119V115ZM213 118H212V120H213ZM207 119H209V117ZM234 119H230V120L234 122ZM7 120H9V119H7ZM7 120L2 119L0 121L1 122L5 121V123H6ZM37 122H36V124H33V125H35L34 127H38ZM49 122L51 124V127H50L51 130H53L52 127H54V125H52L51 121H49ZM201 122H203V120L200 121V123ZM227 122H229V119L227 120ZM236 122H234V123H236ZM41 123H40V126H41ZM47 123H45V124H47ZM183 123H185V122H183ZM2 124L4 125V122H2ZM2 124H0V125L2 126ZM47 125H49V124H47ZM183 125H185V124H183ZM186 125H185V128H186ZM230 125H232V124H230ZM235 125H237V124H235ZM235 125H233V126H235ZM252 125H253V127H252ZM80 126H81V128H80ZM93 126L95 127V129H93L95 131V133L106 132L109 134L112 141L109 142L105 138H102V136L98 137V138H94L93 134H91V130H92ZM207 127H208V125H207ZM228 127H229L228 123L224 125V129L227 128L224 132L225 133L224 136L217 134L219 136H216V138H212L209 135L210 140H209V137L206 136L207 133H205V135H204V132H207L205 128H204V131L202 134L201 133L199 134L197 131L195 132L194 128H193L194 130L191 129L193 131L190 130V131H188V132L186 131V132L188 133V137L190 138V142L195 140V138L197 136L199 138L202 137L200 139L204 138L203 139L204 141L209 142V144H211L213 146L214 151L210 148L208 150V152L210 150H212L214 157L216 158V156H218V155L220 156L221 154L225 153L226 150H228L229 146L232 144L231 142H233L234 140H235V142L240 141L239 138L241 137V135L244 134V133H242V131H244V129H243L241 131L242 134L240 135L238 133V135H237V131L239 130V128L241 126L238 128V130H232L231 128H228ZM258 127H257V129L260 130V128H258ZM19 129H20V127H18V130L17 131L15 130L14 132H13V130L10 131L11 133H9L8 131H5V132H6V134L8 133V136L10 134H11V136H14L15 134L23 131V130L21 131ZM80 129H82L81 132L83 133L84 137H82V135H81L82 133H80ZM209 129H211V128H209ZM235 129H236V126H235ZM245 129H246V127H245ZM250 129L249 130L246 129L247 131H244V132L245 133L249 132V134H252L253 132L250 133V131H254V130H252V129L250 130ZM187 130H189V129H187ZM2 131H4V129H2ZM28 131H30L31 133L34 132L32 130H29V129H28ZM28 131L25 130V131H23L25 133L22 132V134L27 135L30 138H33L36 133H34V134H32V136H30L31 133ZM49 131H50V129H49ZM213 131H215V130L212 129V132ZM227 131L231 132V135H230V133H228V134H229V136H231L232 139L228 138V134L226 135ZM262 131H264V129ZM26 132H28V134L30 133V135H28ZM219 132L221 133V131H219ZM224 133L222 132V134H224ZM3 134H5V133L3 132ZM6 134H5V136H6ZM19 134H21V133H19ZM19 134H17V135H19ZM48 135H49V138H48L49 141L56 142V144L60 143L59 146L61 145V141H58L57 137L55 135H53L52 131L49 132ZM19 136H21V135H19ZM19 136H17V138ZM36 136L39 137L38 135H36ZM36 136L33 138V140H36V141H34L35 144L37 143V140H38V138H36ZM232 136H234V138ZM262 138H264V135L262 136ZM196 139H198V138H196ZM242 139H241V141H246V142H247V140H249L248 136H246V135L243 136ZM198 140H195V141H198ZM203 140H201V141L203 142ZM231 140H233V141H231ZM41 141H42V139H41ZM178 141H180V140L178 139ZM253 142H249V144L252 146L251 143H253V144L256 143L255 141H253ZM165 143L162 142L161 146H163V144H165ZM21 144H22V141H21ZM28 144H29V147H31L30 142L27 143L25 146H28ZM176 144H177V142H176ZM181 144H179V142H178L176 147H175V145L173 146L175 148V153H176V151H178L182 147ZM205 144H208V143H205ZM191 145H192V142H191ZM17 146H18V148L20 147L19 143H17L16 147ZM92 146H95V147H97V149L99 148L106 153L103 155H100L97 152V150L94 149ZM161 146L159 145V147H161ZM184 146H186V144H184ZM189 146H190V144H187L186 147H189ZM33 148H35V150H36L35 145ZM55 148L56 147H54L53 149H55ZM154 148H155V150H154ZM45 150H46V148H45ZM239 151L240 152L238 154L242 155V157L243 156L246 157L247 152L251 153V151L250 152L249 151H247V152L243 151L244 152L243 153L241 149H239ZM208 152L206 151L204 154L210 155ZM13 154H14V152H13ZM117 154H120V158H113L112 157V156H115ZM167 154H168V151H167ZM169 154H171V148H170ZM236 154H235V156H236ZM10 156L11 155L9 154V157ZM27 156L29 157L30 155L28 154ZM131 157L133 159H131ZM245 157H243L241 159L245 160L244 159ZM243 160L240 162L241 164L245 163ZM13 163H16V162H13ZM16 164H18V162ZM81 164H80V166H81ZM12 167H14V165ZM244 167H245V165H244ZM15 168H14V170H12L13 168L11 170H9V171H11L10 172V178L12 179V183H13L11 188L8 185L9 186L8 188L10 189V192H8V193H10V196L12 197V200L14 203L13 206L12 205L9 206L12 208H15V207L17 208V205L21 202V199H22V196L18 192V189H17L18 178L15 176V173H16ZM18 169H22V167L19 164H18ZM18 171L20 172V170H18ZM22 171H23V169H22ZM98 176H101L105 182H109L110 180L113 181L112 183H109L107 185V188L104 190L103 196L99 192L101 187H102V184L97 179ZM89 177L93 180L94 184L91 187H86L85 183H86V180L89 179ZM134 177H136V176H134ZM104 181H103V183H104ZM34 182L35 181H33V183ZM33 187L34 186H32V188ZM6 189H7V187H6ZM29 192H30V190L28 188L25 189L26 194H29ZM50 193H52V192H50ZM45 197H47V196H45ZM10 202H11V200H10ZM52 202L56 205L60 204L58 200H55V198L52 199ZM60 202H61V200H60ZM43 203L46 204V201ZM112 203H114V202H112ZM224 207H226V206H224ZM27 211H25V210H22V211L14 210L13 211V209H12L11 214L14 218L16 217L15 219H18V221L21 224H23V225L24 224H31L35 220L32 216L29 215V213ZM117 216L120 217V215H118V214H117ZM59 218L61 220L66 221L65 215L63 216V215H58V214H57V216L55 215L53 217V221H56V220L60 221ZM114 218H116V219H114ZM84 219H87L90 221L89 227H86L85 226L86 224L82 222V220H84ZM119 220H120V218H119ZM16 225H18V224L16 223ZM2 231L4 232L3 229L1 230V232ZM202 231H206V230L204 229ZM89 239L87 241H91V239L90 240ZM87 241H86V243H87ZM106 245H108V244H106ZM189 245L190 244H184V246L187 247L186 249L183 248L184 246L183 247L181 246L182 251L183 250L189 251L190 248H192V247L189 248ZM103 248H105V247H103ZM33 250H35V249H33ZM95 250H97V249H95ZM89 252H91V251H89ZM77 260H78L77 264H84V261L83 262L80 261L79 258Z\"/></svg>","mask_w":264,"mask_h":264},{"label":"clouds","instance_id":"9594fccd","mask_svg":"<svg viewBox=\"0 0 264 264\" xmlns=\"http://www.w3.org/2000/svg\"><path fill=\"white\" fill-rule=\"evenodd\" d=\"M5 7V10H6V6H4Z\"/></svg>","mask_w":264,"mask_h":264}]
</instances>
